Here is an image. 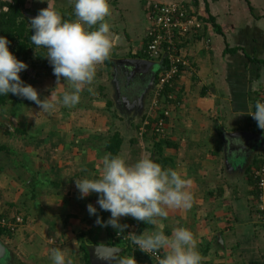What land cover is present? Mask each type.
I'll return each instance as SVG.
<instances>
[{
    "label": "crops",
    "instance_id": "obj_1",
    "mask_svg": "<svg viewBox=\"0 0 264 264\" xmlns=\"http://www.w3.org/2000/svg\"><path fill=\"white\" fill-rule=\"evenodd\" d=\"M152 2H189L204 16L207 13L212 18L203 30L186 37L181 44L188 63L175 83L174 99L163 96L160 100L170 111L167 136L161 138L150 127L140 135L154 95L157 70L143 73L135 70L134 65L119 63V60L140 58L137 54L149 32V25L142 31L134 10H129L130 18L121 27L112 20L113 73L109 87L105 86L106 82L92 83L100 85L99 93L90 94V86L85 85L82 101L73 108L57 103L54 111L40 115L33 111V104L17 102L14 111L8 112L19 119L21 126L16 125L17 133H13V128L0 130V145L6 147L0 153L7 150V154L31 157L36 170L44 168L27 175L31 174L34 184L38 180L48 183L44 187L37 185L40 193L32 195L35 208L45 215L32 216L35 211L31 210L29 219L34 221L30 225L35 224L36 229L25 233L26 240L23 234L16 233L17 229L13 237L5 236L9 240L7 246L4 244L9 255L0 264H13V247L18 249L22 245L29 250L25 254L27 259L38 257L44 261L42 264H52L49 247L61 248L71 264H108L96 259L92 245L118 247L121 255L133 256L114 244L111 234L115 229L98 226L97 217L89 215L90 203L97 207V215L104 221L111 215L99 209L98 194L81 199L75 182L99 176L102 158L110 153L109 142L115 134L122 139L118 154L129 163L149 156L164 168H172L191 180L192 207L169 209L167 219L157 218L156 225L143 233L162 230L171 236L178 227L188 228L197 240L203 264H264V233L255 219L256 190L250 176L251 167L264 152V141L248 114L254 111L256 96L264 89V0H142L145 17L147 5ZM129 23L132 26L127 28ZM67 90L68 86L62 92L54 88L55 98L59 100ZM84 99L88 105L83 103ZM22 109L31 113L30 120H25ZM240 132L254 136L234 135ZM81 139L88 143L83 144ZM5 156H2L4 163L8 161ZM4 169L0 167V180L8 182V188L18 182L19 172L10 170L14 171L11 174ZM43 173L47 177L38 179ZM21 178H25L26 184L27 176ZM13 215L10 219L18 214ZM133 220L122 217L120 223ZM31 236L47 237L46 255L39 253L42 248L33 249L35 242L29 239ZM161 251L164 256L166 250Z\"/></svg>",
    "mask_w": 264,
    "mask_h": 264
},
{
    "label": "clouds",
    "instance_id": "obj_2",
    "mask_svg": "<svg viewBox=\"0 0 264 264\" xmlns=\"http://www.w3.org/2000/svg\"><path fill=\"white\" fill-rule=\"evenodd\" d=\"M47 4L29 21L33 32L30 40L36 48L46 50L43 56L52 66L57 83L66 82L69 90L63 92L59 100L54 91L41 99L38 90L21 78L20 73L27 70L28 64L10 51L9 39L0 36V96L11 93L33 102L40 111L51 113L57 103L66 108L79 104L84 86L91 85L95 79L97 66L110 57L113 39L106 22L111 15L110 0H74L73 20L65 19L50 0ZM248 114L257 121L258 128L264 130V102L258 100L254 111ZM75 182L81 199L98 194L99 209L109 212V219L104 221L99 217L97 207L91 203L87 211L90 216L97 217L98 226H111L117 230V235L127 227L120 223L122 217L156 225L157 218L167 219L169 209H190L193 202V194L189 191L191 180L172 168H164L149 156L129 163L123 155L107 153L102 158L99 176ZM131 239L136 247L151 255L166 250L159 264H203L197 240L188 228L178 227L171 236L160 230L133 234ZM97 258L108 264H137L134 256H124L119 251ZM50 259L52 264H71L61 248L52 249Z\"/></svg>",
    "mask_w": 264,
    "mask_h": 264
},
{
    "label": "rangeland",
    "instance_id": "obj_3",
    "mask_svg": "<svg viewBox=\"0 0 264 264\" xmlns=\"http://www.w3.org/2000/svg\"><path fill=\"white\" fill-rule=\"evenodd\" d=\"M141 1L142 0H138V1H136V0H121V1L120 0H110L111 15L106 18V22L109 23L110 28L112 27V23H113L112 20L117 21L118 26L121 27L122 23H124L125 20H128V18H130L129 10L130 11L134 10V12H135L134 14L137 16V19H138L140 27L142 28V31L146 28L147 24L149 25V28H150L151 22L150 21L147 22V20H146L149 17V12H147V10H146V17H145V11L142 8ZM144 1H147V0H143V2ZM158 1H163V0H158ZM50 2L52 3L53 7L64 16L65 19H67V17H68V11L70 8H71L70 11L74 12V4L72 5L71 0H50ZM152 3H154V2H152ZM120 4H121L120 8H123L124 11H122L121 9L118 8V5H120ZM28 6H29V11L27 12V15L29 17L33 18L38 14L40 9L46 8L48 6V4H47V0H45V2H43V3H41L40 0L36 1V2H33L31 0ZM147 7L149 9L150 4H148ZM129 24L130 25H128L127 28L132 26L131 23H129ZM121 33H122V31H121ZM140 41H143L142 37H141ZM36 50H39V48H36ZM35 53H36V51H34L31 54V57L34 60H36V54ZM36 62H37V60L35 61V63ZM112 70H113L112 66H109L106 63V61L102 65L97 66L96 74L101 75L103 77L101 78L99 76H97V77L95 76V80L93 81V83L106 82L105 86L109 87V83L111 82L110 79H111L112 73H113ZM26 77H27V79H26L25 83L31 84L32 86H34L38 90V92L41 96V99L47 98L48 94H50L54 88L57 89L59 92H62L68 86V84H64V83H66L64 81H60V83H57V78L53 74V68L49 64L48 59H47V67L46 68L43 66L41 67L40 65H36L34 68H29L27 70ZM89 86H90L91 92H92L90 94H98L99 93L98 90H99L100 85L92 84ZM150 95H151V93H150ZM22 99H24V98L18 97L15 95L10 96L9 101L7 103V106H5L6 107L5 111L3 113L0 112V130L1 129L11 130L12 128L15 130L16 125H18V128L21 126V123H19V119L14 118V116L11 117L12 115L8 114V112L14 111V109L17 105V102L21 105H26V106H28V105L30 106L33 104L32 109L34 112H36V113L39 112L40 115L45 113L43 111H40V108H38L33 102H30V101L26 102V101H23ZM85 99H87V98H85ZM85 99L83 100V103H86L88 105V102H85L86 101ZM28 103H30V104H28ZM23 112H24L25 120L26 119L30 120L28 116L31 113H27V112L23 111V109H22L21 113L23 114ZM7 119H10V122H8ZM21 120H24V118L22 116H21ZM28 124L29 123L26 121L27 129H30L29 128L30 125H28ZM21 128H24V126H22ZM13 133H17L16 130L13 131ZM18 135L21 136V134H18ZM80 141L84 142L83 144L88 143V141H84L83 139H81ZM219 144L220 143H218V145ZM20 150L22 151V149H20ZM2 153L4 155H6L5 157H7L8 161L6 163L2 162L3 154L0 153L2 155V156L0 155V167H2V168L5 167L8 170L4 169V170H6L4 172H6V173L9 172L11 174H13L14 171H10V170H17L19 172V174H17V177L20 178L21 181L19 179L17 183H12L8 186V188H6L9 183L6 181L0 180V214L8 215L9 216V217L7 216L8 219H10L11 216H14L13 214H18L17 216L12 217L13 219H10V220H12V221L15 220L13 222L17 223V224H14V223L13 224L16 226V229H17L16 233L19 235L23 234V237L26 240L27 239L26 237H28V236H26L27 232L30 231L31 229H34V227H35L34 226L35 224L30 225L31 221H34V220L29 219L30 214H31V210L33 212L35 211L34 214H31L32 216H37V217L42 218V216L45 215V214L43 215V211L42 212L37 211V209L34 206L35 200L33 199V196H32L34 193H36V194L38 192L40 193V191L38 190L40 187L39 188L36 187V185L34 184L35 181H33L34 179L30 178L31 174L30 175H27V174L30 171L32 172L33 170L35 171V174H36V173H38L37 171H40L44 167H39L38 170H36L35 163L33 164V162L31 161L32 160L31 157L26 159L25 156L22 154H18V155L7 154L8 153L7 150L5 152H2ZM32 155H33V153H32ZM14 156H19V157H14ZM33 158H35V157H33ZM21 176H24V177L27 176L26 184H25V182L23 183L25 178H21ZM13 177H11V178H13ZM46 177L47 176L43 173L40 175V177H38V179L39 178L44 179ZM30 180H32V181H30ZM41 181L42 180H40V182ZM41 187H44V186H41ZM48 188H50V187H48ZM48 188H46V189H48ZM48 191H50V189H48ZM38 199L39 198L37 197L36 201ZM10 202H14L15 206H14V203H13V205H9ZM17 207H19V210H16ZM18 211H19V213H18ZM25 215L27 216L26 219H25ZM17 218H20V221H17ZM26 226H28V227H26ZM23 227H26V229H22ZM35 229H36V227H35ZM45 237H43V238L41 237L43 240L39 236H38L39 239H37V236L29 237L31 242H35V244L33 246L34 250L42 248V252H39L41 254H45L48 251V250L46 251V248H48V245H47L48 240L46 241L47 237L46 238ZM1 240H4L2 242H4V244L7 246V243L9 240L6 237H2ZM30 240H27V241L29 242ZM53 246H55V245L53 244ZM23 247H24L23 245L18 249L16 247L15 248L13 247V250H12L13 254L12 255L14 256L13 258L15 259V260H12L13 264H21V262H22V264H42L44 262V261L38 260L37 259L38 257L36 259L35 258H32L30 260L27 259L25 254H28L29 250L24 249ZM52 249H54V248L49 247V250H52ZM39 253H38V255H39ZM23 259L26 260V262H24ZM27 260H29V261H27ZM9 264H11V262Z\"/></svg>",
    "mask_w": 264,
    "mask_h": 264
},
{
    "label": "built area",
    "instance_id": "obj_4",
    "mask_svg": "<svg viewBox=\"0 0 264 264\" xmlns=\"http://www.w3.org/2000/svg\"><path fill=\"white\" fill-rule=\"evenodd\" d=\"M149 12L148 20L151 22L148 37L149 42L144 50L146 59L156 64V84L149 111L140 128V135L151 128L152 132L161 138L167 136V119L170 111L165 109L160 101L163 96L174 99L175 83L180 78L184 66L187 65L186 55L182 50V42L186 37L204 29L206 22L201 14L193 7L189 8L184 2L168 4L154 3ZM201 17V18H200ZM169 88V90H167ZM264 102V89L256 96V101ZM257 126V121L254 120ZM258 128V126H257ZM264 141V130L258 128ZM250 176L256 190V223L264 233V152L259 161L251 167ZM1 215V214H0ZM20 221V218H17ZM7 216L0 218V226L16 230V226ZM136 235L135 232L131 233ZM52 242L57 243L53 240ZM136 247V246H135ZM139 249L138 247H136ZM162 251L154 254L146 253V259L141 264H159L162 259ZM137 264H139L137 262Z\"/></svg>",
    "mask_w": 264,
    "mask_h": 264
},
{
    "label": "trees",
    "instance_id": "obj_5",
    "mask_svg": "<svg viewBox=\"0 0 264 264\" xmlns=\"http://www.w3.org/2000/svg\"><path fill=\"white\" fill-rule=\"evenodd\" d=\"M31 0H0V36H6L10 43V51L14 53V55L20 59L23 60L28 64V68H34L36 65H40L41 67H47V58H45L43 55L46 54V50L43 48H39V50H36V47L31 43L30 37L33 34V32L30 30V24L29 21L31 17L27 15V12L29 11V3ZM154 3H161V4H168V3H162V2H154ZM150 4L149 9L147 8V12H150L153 9V4ZM174 3V2H172ZM187 7L194 8L196 11H198L203 19L204 22H211L212 18L209 14L206 13L204 16L201 11H199L193 4L189 2H184ZM69 15L67 19L73 20L75 19V14L72 11H68ZM209 13V12H208ZM200 17V18H201ZM149 20L147 19V22ZM149 37L145 38V43L142 48V50L137 54L138 57L143 58L146 57V53L144 50L148 46ZM36 51V60H34L31 57V54ZM234 52V51H233ZM136 55V56H137ZM134 56V55H133ZM106 63L111 66L112 61L110 57L106 60ZM26 71H23L20 73L21 78L24 82H26ZM169 90V88L167 89ZM12 94L9 93L8 96H0V112L5 108L7 105L9 98ZM20 130V129H19ZM122 145V139L118 134L113 135V137L110 139L108 150L112 155H117L120 151ZM159 148L161 149V144H158ZM6 148L5 146L0 145V149ZM159 149V150H160ZM47 181L42 180L41 182L38 180L35 185L45 186ZM55 184V183H54ZM5 217L6 215L1 214L0 218ZM123 225H127V227L124 229V232L119 235H117V230L115 233L111 234V239H114V244L117 246H120L125 249V253H131L133 254L136 261L141 264L146 259V253L141 251L140 249H137L135 245L132 242L130 234L135 232L136 235H141L143 232L152 227V224H147L142 221H136L133 220L132 223H125ZM13 231L10 228L2 227L0 226V239L2 237L8 236L13 237ZM116 237L117 239H115ZM22 264V263H21Z\"/></svg>",
    "mask_w": 264,
    "mask_h": 264
},
{
    "label": "water",
    "instance_id": "obj_6",
    "mask_svg": "<svg viewBox=\"0 0 264 264\" xmlns=\"http://www.w3.org/2000/svg\"><path fill=\"white\" fill-rule=\"evenodd\" d=\"M126 63V64H131L134 65L135 70L141 71V72H146L150 71V69H154L156 64L152 61L142 59V58H132V59H127V60H119V63ZM233 135V134H231ZM234 135H241L244 137H253L254 134H250L249 132H240V133H234ZM91 249L93 250L96 259L98 255H112L116 253L117 251H121L120 248L118 247H111V246H103V245H92ZM9 255L7 247L4 245V243L0 239V263L4 261L7 256Z\"/></svg>",
    "mask_w": 264,
    "mask_h": 264
}]
</instances>
